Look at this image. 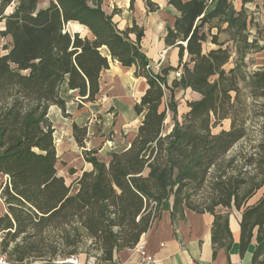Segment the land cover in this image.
<instances>
[{
  "label": "trees",
  "instance_id": "1",
  "mask_svg": "<svg viewBox=\"0 0 264 264\" xmlns=\"http://www.w3.org/2000/svg\"><path fill=\"white\" fill-rule=\"evenodd\" d=\"M169 3L179 14L165 42L178 48L179 64L155 73L141 47L144 29L134 22L120 30L103 0H53L42 9L38 0H0V34L12 39L0 55V176H6L0 198L7 208L0 232L6 233L2 244L11 261L56 264L94 255L110 263L115 251L135 247L160 217L162 202L173 197V221L185 217V208L214 215V255L233 243L229 215L216 208L242 209L240 253L256 230L252 264H264V194L248 204L264 185V64L251 69L247 60L264 49V24L248 20L231 0ZM69 22L86 26L93 37L69 32ZM221 33L228 38L221 40ZM209 36L214 47L205 51ZM231 58L234 66L226 69ZM111 60L146 78L148 87L134 106L143 118L129 145L108 162L96 156V148L86 149L87 127L73 124L84 159L92 164L73 191L57 171L49 107L65 113V86L83 101H95ZM171 71L181 76L170 85ZM180 88L200 95L187 102L183 122L175 100ZM166 89L171 95L163 107ZM168 110L173 127L165 133ZM228 119L229 127H222ZM205 185L209 196L192 195ZM46 250L55 256L45 258Z\"/></svg>",
  "mask_w": 264,
  "mask_h": 264
},
{
  "label": "crops",
  "instance_id": "2",
  "mask_svg": "<svg viewBox=\"0 0 264 264\" xmlns=\"http://www.w3.org/2000/svg\"><path fill=\"white\" fill-rule=\"evenodd\" d=\"M51 1L53 0H38V8H46ZM169 1L135 0L132 7L131 0H103L102 4L106 13L113 14V20L120 30L131 27L134 22L144 29L141 47L155 73L168 66L177 67L179 64L178 48L168 46L165 42L167 28L174 26L179 14ZM231 1L237 12H246L248 20L253 18L254 21L264 24V0ZM66 29L71 33L78 32L82 36L93 37L91 31L78 22H69ZM251 32H255L254 28H251ZM130 37L135 39V34H130ZM8 39L10 47L12 39L10 36ZM6 52L7 49L2 54ZM248 57L252 58L251 69L262 66L264 49L252 52ZM183 60H188L187 54ZM233 66L231 58L225 68L230 69ZM134 71L133 66L125 67L117 60H111L110 67L101 73L100 92L95 101L85 102L76 90H68L65 86L61 92L66 101L65 113L57 105L49 107L48 117L53 124L57 151V171L65 178L66 183L72 186L73 191L77 190L76 181L82 173L92 169V164L84 159L82 148L75 139L74 123L87 127L86 149L96 148V156L105 162L110 160L114 152L126 148L136 135L143 116L135 112L134 106L148 84L146 78L136 77ZM174 73L175 71L169 73L168 83L175 78ZM185 90L200 96L189 88ZM223 123L228 128L230 120ZM1 176L6 181V176ZM263 194L264 185L248 204H256ZM172 204L173 197L162 202L160 217L140 239L148 253L156 258L157 264H252L253 252L257 246L256 230L247 250L241 254L242 209L234 206L216 208L217 213L229 215L233 243L230 250L219 247L214 255V215L185 208V217L173 221ZM109 264H141L140 255L134 247L117 250Z\"/></svg>",
  "mask_w": 264,
  "mask_h": 264
},
{
  "label": "rangeland",
  "instance_id": "3",
  "mask_svg": "<svg viewBox=\"0 0 264 264\" xmlns=\"http://www.w3.org/2000/svg\"><path fill=\"white\" fill-rule=\"evenodd\" d=\"M13 7H9L7 9V12L12 11ZM5 29V22L2 21L0 22V31ZM212 32H216V29H213ZM220 39L221 40H225L228 38L227 33H221L220 34ZM10 41L8 39V36L0 34V54L4 53L6 48L9 46ZM214 47L211 42H210V36L207 42L204 43V50L207 51L208 48H212ZM252 58L248 57V62L251 64ZM171 80H170V85H171ZM170 91L168 89L165 90V96H164V102H163V107L166 106V104L170 101ZM200 96L198 95H194L193 93H191L190 91H186L185 89H177L175 90V100H176V104H177V118L180 122H183L184 119V115L189 111V108L187 106V102L190 100H194L195 98H198ZM173 113L172 111H167V118L165 120V127H164V132L168 133L172 127H173ZM224 124V123H223ZM225 127V124L223 125ZM251 124H253L251 122ZM221 126H217L213 128V132H217L218 130H220ZM111 136V135H110ZM250 139H252V135L250 134L249 136ZM5 182V179L3 178V176H0V184H3ZM211 191V187L209 185H205L203 186L200 190L198 191H192V195L196 198L200 197V198H205L207 196H209ZM7 211L6 208V204L4 202V200L2 198H0V216L4 215ZM6 233H2V236L5 237ZM46 255L45 258H49V257H54L55 255H53L51 253V251L46 250ZM61 254V251L58 252V254ZM84 254V253H82ZM81 257H84V255H82Z\"/></svg>",
  "mask_w": 264,
  "mask_h": 264
},
{
  "label": "built area",
  "instance_id": "4",
  "mask_svg": "<svg viewBox=\"0 0 264 264\" xmlns=\"http://www.w3.org/2000/svg\"><path fill=\"white\" fill-rule=\"evenodd\" d=\"M175 78H180L181 72L177 71L174 73ZM3 236L2 232H0V264H41V261H31V262H15L11 261L8 257L7 252L3 249L2 244ZM135 250L140 255V263L141 264H157L156 258L148 253V251L145 248L144 242L139 240V242L135 245ZM54 263L56 264H109V262H99L97 257L94 255L88 256V257H81L79 255H73L65 258H60L57 260H54ZM234 264H241L240 262L234 263Z\"/></svg>",
  "mask_w": 264,
  "mask_h": 264
}]
</instances>
